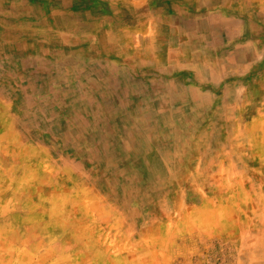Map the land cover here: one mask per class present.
Instances as JSON below:
<instances>
[{"label": "rangeland", "instance_id": "1", "mask_svg": "<svg viewBox=\"0 0 264 264\" xmlns=\"http://www.w3.org/2000/svg\"><path fill=\"white\" fill-rule=\"evenodd\" d=\"M15 2L0 0V264H264V68L248 109L86 126L56 64L25 56Z\"/></svg>", "mask_w": 264, "mask_h": 264}, {"label": "crops", "instance_id": "2", "mask_svg": "<svg viewBox=\"0 0 264 264\" xmlns=\"http://www.w3.org/2000/svg\"><path fill=\"white\" fill-rule=\"evenodd\" d=\"M207 1L17 0L13 7L32 33L25 56L56 64L67 95H79L87 110L81 124L102 110L139 119L137 131L145 132L149 111L163 119L155 125H167L250 107L249 73L264 68V0Z\"/></svg>", "mask_w": 264, "mask_h": 264}, {"label": "bare ground", "instance_id": "3", "mask_svg": "<svg viewBox=\"0 0 264 264\" xmlns=\"http://www.w3.org/2000/svg\"><path fill=\"white\" fill-rule=\"evenodd\" d=\"M198 1V0H197ZM202 1V0H201ZM209 1V0H208ZM207 1V2H208ZM219 1V0H218ZM245 7V6H244ZM230 9V8H229ZM259 9V8H258ZM246 14V13H245ZM230 15V14H229ZM238 15V14H237ZM255 15V14H254ZM232 16V15H231ZM257 16V15H256ZM126 19V18H125ZM226 19V18H225ZM223 20V19H222ZM219 21V20H218ZM161 27V26H160ZM210 28V27H209ZM159 31V30H158ZM98 32V31H97ZM159 32H161V31H159ZM158 32V33H159ZM188 34V33H187ZM203 34V33H202ZM112 35V34H111ZM148 35V34H147ZM150 35V34H149ZM191 35V34H190ZM144 36V35H143ZM112 37V36H111ZM192 37V36H191ZM143 38V37H142ZM102 42H104V41H102ZM137 42V41H136ZM116 44V43H115ZM151 44V43H150ZM101 45V44H100ZM105 45V44H104ZM118 45V44H117ZM127 45V44H126ZM134 45V44H133ZM132 45V46H133ZM103 46V45H102ZM131 46V47H132ZM135 46V45H134ZM108 47V46H107ZM130 47V48H131ZM139 47V46H138ZM99 48V47H98ZM116 48V47H115ZM101 50V49H100ZM114 50V49H113ZM125 50V49H124ZM128 50V49H127ZM130 50V49H129ZM140 51V50H139ZM125 52V51H124ZM130 52V51H129ZM104 53V52H103ZM109 53V52H108ZM140 53V52H139ZM120 54V53H119ZM145 54V53H144ZM124 55V54H123ZM187 55V54H186ZM199 55V54H198ZM136 56V55H135ZM144 57H146V56H144ZM161 63V62H160ZM183 65V64H182ZM158 67V66H157ZM92 68V67H91ZM155 69H156V67H155ZM160 70H162V69H160ZM92 72V71H91ZM92 74V73H91ZM96 74V73H95ZM93 75V74H92ZM152 75V74H151ZM161 75V74H160ZM94 76V75H93ZM98 76V75H97ZM99 81V80H98ZM87 82V81H86ZM183 82V81H182ZM87 86V85H86ZM184 87V86H183ZM82 89V88H81ZM95 90V89H94ZM88 91H89V89H88ZM107 91V90H106ZM112 91V90H111ZM90 92V91H89ZM147 92V91H146ZM151 92V91H150ZM129 93V92H128ZM147 94V93H146ZM165 94V93H164ZM100 95V94H99ZM106 95V94H105ZM118 95V94H117ZM123 95V94H122ZM104 96V95H103ZM116 96V95H115ZM170 96V95H169ZM118 97V96H117ZM113 98V97H112ZM126 98V97H125ZM170 98H171V96H170ZM88 99V98H87ZM94 99V98H93ZM132 99V98H131ZM147 99H149V98H147ZM76 100V99H75ZM114 100V99H113ZM162 100V99H161ZM167 100H169V99H167ZM133 101V100H132ZM135 101V100H134ZM157 101V100H156ZM75 102V101H74ZM93 102V101H92ZM100 102V101H99ZM153 102V101H152ZM88 103V102H87ZM90 103V102H89ZM140 104V103H139ZM147 104V103H146ZM151 104V103H150ZM170 104V103H169ZM91 105V104H90ZM100 105V104H99ZM111 105V104H110ZM162 105V104H161ZM142 107V106H141ZM153 107V106H152ZM90 108V107H89ZM134 108V107H133ZM162 108V107H161ZM111 110V109H110ZM157 110V109H156ZM94 114H96V113H94ZM82 115V114H81ZM156 115V114H155ZM95 116V115H94ZM163 116V115H162ZM74 117V116H73ZM139 117V116H138ZM79 118V117H78ZM116 118V117H115ZM119 118V117H118ZM156 118V117H155ZM75 119V118H74ZM165 119V118H164ZM96 120V119H95ZM134 120V119H133ZM86 121V120H85ZM114 121V120H113ZM123 121V120H122ZM117 122H118V120H117ZM107 123V122H106ZM83 124V123H82ZM118 124V123H117ZM138 125V124H137ZM130 126V125H129ZM135 126V125H134ZM176 127V126H175ZM138 128H140V127H138ZM160 130V129H159ZM164 130V129H163ZM143 132V131H142ZM141 132V133H142ZM157 132V131H156ZM86 133V132H85ZM152 133V132H151ZM9 135V134H8ZM12 135V134H11ZM161 135V134H160ZM9 137V136H8ZM139 137H141V136H139ZM158 138V137H157ZM14 140V139H13ZM143 140V139H142ZM144 142V141H143ZM13 143V142H12ZM145 145V144H144ZM14 146H15V144H14ZM17 148V147H16ZM149 148V147H148ZM3 150V149H2ZM122 153V152H121ZM16 156V155H15ZM15 165V164H14ZM15 168V167H14ZM174 168H175V172H176V170L177 171H179L178 170V168L176 167V166H174ZM163 173H166V171H164ZM178 174V173H177ZM170 175V174H169ZM173 176V175H172ZM174 177V176H173ZM171 182L170 181H168L167 180V184L165 185L166 186V189L167 188H169V189H171V187H172V185L170 184ZM172 183H173V181H172ZM7 188V187H6ZM12 188V187H11ZM16 188V187H15ZM17 189H19V188H17ZM16 189V190H17ZM15 192V191H14ZM13 194V193H12ZM13 196V195H12ZM11 196V197H12ZM7 197V194H6V192H4V191H0V212L3 210L2 208H4V206L2 205V202H3V200L5 199ZM12 200V199H11ZM17 200H18V198H17ZM5 201V200H4ZM9 201V200H8ZM18 202V201H17ZM5 204V203H4ZM8 205V204H7ZM14 205V204H13ZM6 207V206H5ZM4 211V210H3ZM14 219H16V218H14ZM10 221V220H9ZM9 221H7V222H9ZM5 222V221H4ZM11 222V221H10ZM9 222V223H10ZM22 222V221H21ZM23 223V222H22ZM29 223V222H28ZM17 227V226H16ZM29 227V226H28ZM75 228V227H74ZM10 229V228H9ZM26 230V229H25ZM78 230V229H77ZM11 232V231H10ZM13 232V231H12ZM21 232V231H20ZM23 232V231H22ZM21 232V233H22ZM7 233H8V231H7ZM68 233V232H67ZM22 235V234H21ZM30 237V236H29ZM48 237H50V236H48ZM55 237V236H54ZM52 238V237H51ZM54 239V238H53ZM8 240V239H7ZM50 241V240H49ZM1 242V241H0ZM3 242V241H2ZM8 243V242H7ZM17 243H19V242H17ZM55 243V242H54ZM2 244V243H1ZM5 244V243H4ZM48 244V243H47ZM49 245V244H48ZM6 246V245H5ZM44 246V245H43ZM10 248H12V247H10ZM14 248V247H13ZM22 248H24V247H22ZM18 249V248H17ZM12 250V249H11ZM10 250V251H11ZM39 250V249H38ZM23 251V250H22ZM24 252V251H23ZM25 253V252H24ZM20 254V253H19ZM27 255V254H26ZM33 262V261H32ZM113 262V261H112ZM114 264V263H113Z\"/></svg>", "mask_w": 264, "mask_h": 264}]
</instances>
